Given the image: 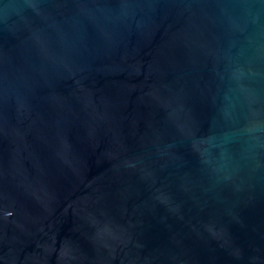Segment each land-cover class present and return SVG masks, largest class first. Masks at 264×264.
Wrapping results in <instances>:
<instances>
[{
  "label": "water",
  "instance_id": "water-1",
  "mask_svg": "<svg viewBox=\"0 0 264 264\" xmlns=\"http://www.w3.org/2000/svg\"><path fill=\"white\" fill-rule=\"evenodd\" d=\"M0 264H264V0H0Z\"/></svg>",
  "mask_w": 264,
  "mask_h": 264
}]
</instances>
